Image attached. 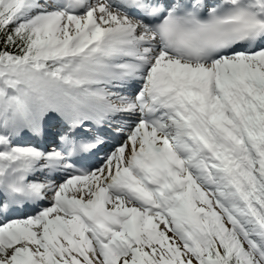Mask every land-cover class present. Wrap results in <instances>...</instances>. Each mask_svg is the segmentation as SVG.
<instances>
[{
	"label": "snow or ice",
	"instance_id": "1",
	"mask_svg": "<svg viewBox=\"0 0 264 264\" xmlns=\"http://www.w3.org/2000/svg\"><path fill=\"white\" fill-rule=\"evenodd\" d=\"M0 264H264V0H0Z\"/></svg>",
	"mask_w": 264,
	"mask_h": 264
}]
</instances>
